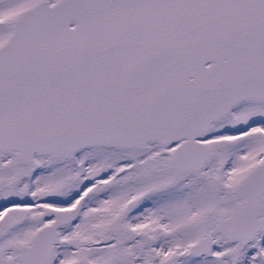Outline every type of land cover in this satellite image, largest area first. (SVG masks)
Wrapping results in <instances>:
<instances>
[{
    "label": "snow or ice",
    "instance_id": "obj_1",
    "mask_svg": "<svg viewBox=\"0 0 264 264\" xmlns=\"http://www.w3.org/2000/svg\"><path fill=\"white\" fill-rule=\"evenodd\" d=\"M0 264H264V0H0Z\"/></svg>",
    "mask_w": 264,
    "mask_h": 264
}]
</instances>
